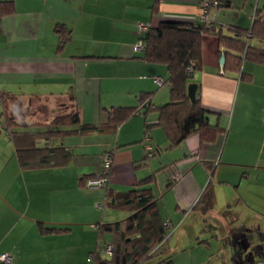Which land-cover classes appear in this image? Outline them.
<instances>
[{
  "label": "crops",
  "instance_id": "0c3cea01",
  "mask_svg": "<svg viewBox=\"0 0 264 264\" xmlns=\"http://www.w3.org/2000/svg\"><path fill=\"white\" fill-rule=\"evenodd\" d=\"M216 1L230 5L219 6ZM13 2L12 12L0 9V92L21 101L26 114L49 121L70 96L81 121L89 124L107 121L115 107L141 104L143 93L151 94L152 107L113 131L69 136L65 144L73 154L64 165L23 168L14 142L1 133L0 254L11 253L14 264H93L91 251L103 238L98 224L127 217L121 210L126 208L107 204V186H87L101 172L105 153L113 151L107 185L118 194L156 174L152 187L162 214L179 229L170 240L173 264H205L207 259L214 264L261 262L264 60L245 59L243 77L242 71L225 69L220 61L224 47L214 34H204L201 65L189 83L198 84L197 99L209 111L210 123H219L225 132L203 142L197 130L169 149L161 126L147 132V121L158 120L156 108L171 98L169 71L165 64L143 58L137 43L145 29L170 16L211 23L229 32H234L233 25L250 29L257 13L264 20V0ZM206 4L207 21L202 17ZM59 23L71 33L64 42ZM250 41L264 47V40ZM148 143L156 149L154 154ZM84 176L90 177L83 183ZM210 179L215 204L204 210L199 199ZM41 222L68 223L71 229L44 232ZM196 224H210L205 237L193 230ZM190 249L200 254L190 259Z\"/></svg>",
  "mask_w": 264,
  "mask_h": 264
},
{
  "label": "trees",
  "instance_id": "16d2710c",
  "mask_svg": "<svg viewBox=\"0 0 264 264\" xmlns=\"http://www.w3.org/2000/svg\"><path fill=\"white\" fill-rule=\"evenodd\" d=\"M219 6H229V3ZM217 4V5H218ZM2 13L14 10L13 0L2 1ZM62 42L70 37V31L64 30L59 23ZM234 32L211 23H197L189 18L170 16L158 25H151L142 35L143 58L151 62L163 63L169 71L168 82L171 86V98L159 105L157 122L147 121V132L155 125L161 126L169 140V149L179 145L194 131H201L202 141H213L225 132L219 123L209 121V111L197 99L188 95L189 79L201 65L202 40L206 33L214 34L220 46L225 49V69L242 71L245 59L264 60V47L252 44L250 38L264 40V20L257 13L250 29L232 26ZM191 67V71L189 68ZM246 73L242 71L244 77ZM0 134L6 132L15 144V150L23 168H41L67 164L72 151L65 139L76 133L115 130L130 116L152 107L150 93L141 95L139 105L118 106L109 113L107 121L100 124L83 123L74 96L63 102L61 110L51 119L45 120L35 114L24 112L21 101L0 92ZM159 151V149H158ZM156 149L153 150L154 154ZM113 168V166H112ZM108 173V179L112 174ZM90 176H84L82 182ZM156 174L152 173L140 180L124 194H118L107 183V204L112 207L126 208L132 211L127 217L109 222H100L99 236L113 234V251L104 250L99 245L91 251L93 264H173L171 249L172 224L165 220L152 184ZM84 183V182H83ZM204 210L215 204V192L211 179L200 199ZM44 232H63L71 229V224L46 225L41 222Z\"/></svg>",
  "mask_w": 264,
  "mask_h": 264
},
{
  "label": "built area",
  "instance_id": "2783aa9c",
  "mask_svg": "<svg viewBox=\"0 0 264 264\" xmlns=\"http://www.w3.org/2000/svg\"><path fill=\"white\" fill-rule=\"evenodd\" d=\"M215 4H218V1L215 2ZM207 8H208V4H206L203 7V13H202V17L203 19H205L206 21L208 20L207 17ZM147 30V29H145ZM143 46V40H139V42L137 43V47L141 48ZM189 71H191V67L189 68ZM159 83L162 84V80L159 79L158 80ZM148 148L151 149L150 154H152V150H153V146L152 144L148 143ZM113 160H114V152L113 151H108L105 153L104 157H103V167L101 172L99 173V175H97L96 177L90 178L87 181V186L89 188H97V187H101L104 186L107 181H108V173L111 170L112 166H113ZM168 223H170L168 221ZM105 251H107L108 253H111L113 251V244L112 243H108L105 248ZM0 264H14L13 261V255L9 252L6 253H1L0 254ZM260 264H264V259L260 262Z\"/></svg>",
  "mask_w": 264,
  "mask_h": 264
},
{
  "label": "rangeland",
  "instance_id": "374dc122",
  "mask_svg": "<svg viewBox=\"0 0 264 264\" xmlns=\"http://www.w3.org/2000/svg\"><path fill=\"white\" fill-rule=\"evenodd\" d=\"M1 112V111H0ZM50 120H51V118H50ZM4 131H2V133H3ZM122 211H124V212H127L126 214H127V216L128 215H130L131 213H132V211L131 210H128V209H121ZM125 214V215H126ZM126 217V216H125ZM204 222V221H203ZM204 223H207V222H204ZM176 225V227H173L171 230L173 231V232H176V233H179V232H177L176 230L178 229V225L177 224H175ZM193 230L194 231H198V233L200 232L201 234V236L202 237H205V234L207 233L206 232V230H208L209 228H210V224H196V225H193ZM179 230V229H178ZM211 235V234H210ZM113 240V234H111V233H106L104 236H103V238L101 239V241H100V244L101 245H107L110 241H112ZM203 248H205V250H207V252L208 253H210V249L209 248H207V247H203ZM172 251L173 252H175V250L172 248ZM190 252L191 253H189V257H190V259L192 258V256L194 255V256H197L198 254H200L199 253V251L197 250V249H195V250H191L190 249ZM178 258H180V257H178ZM208 258H210V256L208 255ZM236 262V261H235ZM202 263H205V264H214L215 263V260H210V259H207L205 262H202ZM257 263L258 264H260V262H259V260L257 261ZM192 264H194V262L192 261Z\"/></svg>",
  "mask_w": 264,
  "mask_h": 264
},
{
  "label": "water",
  "instance_id": "95a60500",
  "mask_svg": "<svg viewBox=\"0 0 264 264\" xmlns=\"http://www.w3.org/2000/svg\"><path fill=\"white\" fill-rule=\"evenodd\" d=\"M225 55H222L220 61L221 63H225ZM197 87H198V84L195 83V82H192V83H189L188 85V95L190 96V98L193 100V101H196L197 100Z\"/></svg>",
  "mask_w": 264,
  "mask_h": 264
}]
</instances>
